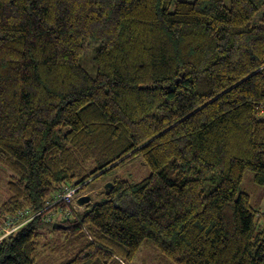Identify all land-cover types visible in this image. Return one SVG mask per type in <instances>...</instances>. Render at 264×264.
Segmentation results:
<instances>
[{"label":"trees","instance_id":"obj_1","mask_svg":"<svg viewBox=\"0 0 264 264\" xmlns=\"http://www.w3.org/2000/svg\"><path fill=\"white\" fill-rule=\"evenodd\" d=\"M263 9L0 0V222L43 210L0 264H129L144 245L161 264H264V212L241 190L248 170L264 186ZM137 157L146 177L117 174ZM108 176L83 211L45 209Z\"/></svg>","mask_w":264,"mask_h":264},{"label":"rangeland","instance_id":"obj_2","mask_svg":"<svg viewBox=\"0 0 264 264\" xmlns=\"http://www.w3.org/2000/svg\"><path fill=\"white\" fill-rule=\"evenodd\" d=\"M227 4H230V0H226ZM264 13V9L258 14L260 17ZM88 68L89 64H88ZM150 173V168L144 164V162L139 158H134L123 163L117 170V174H120L126 178H130L133 180H141L146 177ZM112 176H108L106 178H101L90 186V188L84 190L82 192L85 194H90L92 196V200L85 204L86 206H91L94 202L101 200L103 197L102 191L104 189L105 183L110 181ZM241 190L252 194L253 203L257 204V207L264 212V186H260L254 183L253 173L251 171H246L241 183ZM4 192L3 182H0V193ZM1 204V202H0ZM85 206H81L79 210H84ZM54 237L62 236L60 231L50 233ZM157 252L152 246L144 245L141 251L138 253L136 258L130 262L129 264H161L160 260L157 256ZM58 264V263H57Z\"/></svg>","mask_w":264,"mask_h":264},{"label":"built area","instance_id":"obj_3","mask_svg":"<svg viewBox=\"0 0 264 264\" xmlns=\"http://www.w3.org/2000/svg\"><path fill=\"white\" fill-rule=\"evenodd\" d=\"M83 194L82 192H79V187L68 186L66 187L63 193L56 194L55 201L49 203L45 209L52 206L56 202L63 201L67 204L66 209L63 212V215L68 216L74 213L75 211H79V208L83 206L78 203V197H80ZM42 211L43 210L38 211L36 213H32L30 211V208H23L22 210H19L15 215H6L5 222L4 223L0 222V243L4 236L11 233L22 224L26 223L28 220L39 215ZM54 216L55 217L57 216V212L51 210L47 212V214L45 215V219L51 220Z\"/></svg>","mask_w":264,"mask_h":264},{"label":"water","instance_id":"obj_4","mask_svg":"<svg viewBox=\"0 0 264 264\" xmlns=\"http://www.w3.org/2000/svg\"><path fill=\"white\" fill-rule=\"evenodd\" d=\"M112 185H113V184H112L111 181H107V182L105 183V187H106L107 189H110V188L112 187ZM91 200H92V196H91L90 194H83V195H81L80 197H78V203H79L80 205H85V204L89 203ZM53 228H55V229H59V228H63V229H65V228H66V225L63 224V223H61V222L55 221V222L53 223Z\"/></svg>","mask_w":264,"mask_h":264}]
</instances>
